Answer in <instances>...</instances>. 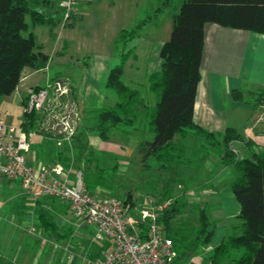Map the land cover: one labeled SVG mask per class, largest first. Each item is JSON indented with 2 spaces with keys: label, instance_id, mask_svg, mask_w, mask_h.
Instances as JSON below:
<instances>
[{
  "label": "trees",
  "instance_id": "obj_1",
  "mask_svg": "<svg viewBox=\"0 0 264 264\" xmlns=\"http://www.w3.org/2000/svg\"><path fill=\"white\" fill-rule=\"evenodd\" d=\"M36 3V0H0V96L14 92L25 67L42 69L49 62V54L44 52L30 25L56 26L63 20V11L61 18L57 13H46ZM207 22L264 33V0H183L179 10L172 16L170 35L160 49L161 67L148 78L149 88L156 96V102L151 106L145 103L137 89L131 88L122 78L126 59L131 52L130 49H124L125 45L137 35L143 21L134 28L121 30L116 39L122 46L121 60L110 70L106 83L118 98L113 105L91 110L87 123L78 129L73 138L81 154L87 147V142L83 140L86 132H95L102 140H108L116 134L129 138L131 128L136 129V122L142 116L147 120V129L152 135L151 138L141 139L138 145L143 165H151L148 160L154 157L157 167L181 170V166L199 164L211 149L216 148L221 163L235 169L236 175L231 186L240 203V212L231 221L221 242L208 249L203 259H208L212 264H264V146L248 156L240 152V157L231 149L230 143L234 139L243 140V133L233 127L223 132L210 131L194 120ZM57 78L53 77L51 82ZM254 103H264V87L255 93ZM23 114L20 124L25 131L44 132V129L39 128L45 116L42 110L24 111ZM191 134L202 139V146L195 150L193 157H188L185 155L184 141ZM71 143L70 140L65 141L66 148L62 147L58 151V160L70 158ZM48 150L54 152L53 147L48 146ZM86 174L85 182L91 190L100 178L98 174ZM166 191L171 203L163 211L160 221L166 234L174 241L176 262H189L192 254L204 252L209 247L215 221L209 206L205 204L198 207V224L191 238L185 236L182 229L174 230L173 219L186 205L185 196L182 193L173 196L170 187ZM24 202L22 207L16 202L13 204L16 213L27 212L29 205L26 206ZM39 202L36 201L34 208L37 217L45 230L56 232L59 227L54 213L50 207L38 205ZM103 247L91 243L87 247L88 257L94 259L100 256Z\"/></svg>",
  "mask_w": 264,
  "mask_h": 264
},
{
  "label": "crops",
  "instance_id": "obj_2",
  "mask_svg": "<svg viewBox=\"0 0 264 264\" xmlns=\"http://www.w3.org/2000/svg\"><path fill=\"white\" fill-rule=\"evenodd\" d=\"M60 1L36 0V5L46 13H57L61 16ZM142 6L145 4L139 3L138 0H91L78 5L77 13L71 24H63V20L56 26L31 24L30 30L35 33L38 42L41 43L44 52L49 54L50 59L46 67L42 69L25 67L19 85L13 93L6 95L7 98H11L13 102L21 101L22 103L23 97L31 87L44 86L53 77H65L69 84V91L61 96V99L62 101L67 100L71 105L76 106L77 110L79 109L78 112H81L78 131L82 125L87 123L91 110L104 105H113L116 102L117 94L109 95L106 91L108 74L121 60L122 46L116 42V39L121 30L134 28L140 21H143L137 35L125 45L124 49H130L131 52L126 59L122 78L127 85L141 93L146 104L154 105L156 96L149 88L148 78L153 71L161 67L160 49L170 35L172 17L170 24L168 23L164 27L167 34H163L162 27L158 29V33H143L142 31L152 18L141 20ZM154 14L157 16L158 12L155 11ZM52 71H55L56 74H52ZM263 87L264 33L207 22L204 27L201 80L194 107L195 122L207 130L215 132H223L228 127H233L244 135L246 124L256 107L255 93ZM52 114L54 113L52 112ZM141 121L143 124L147 122L144 119ZM141 121L138 120V124ZM137 122L133 133H137L138 130L140 134L137 136L132 133L127 139L139 140V145L141 139L151 138L152 135L148 129H146V133L142 134V131L138 129ZM59 125L62 124L60 122L57 125L54 124L49 130L46 126L43 133L40 131L33 133L39 135L42 140L46 136L56 139L62 148L65 137L60 135L62 132ZM258 129L263 130L264 124L258 125ZM93 133L86 132L83 135L88 150V152L85 151L82 158L83 163L87 159L91 160L88 153L95 141ZM111 137L126 139L119 135ZM111 137L108 140L97 137V140L98 142L100 140L99 145L103 151L117 154V144L110 141ZM41 143L43 141L37 143L32 140L28 158L31 161L59 162L57 154L53 160H47L40 154L41 152L35 149ZM235 145L243 156L250 155L256 149L252 139L237 140ZM187 149L191 148L187 145ZM46 151L49 155L54 153L48 150V147H46L45 153ZM214 165L217 166L215 169ZM195 166L197 165L186 166L182 169V172L187 176L186 186L179 194L182 193L187 197H206L200 201L203 202V205L209 206L212 219H218V222H215V231L209 245L212 249L221 242L230 226L231 222L228 218L235 217L240 212V203L235 200L236 197L230 184L233 180L231 178L233 167L221 163L218 151L214 155L208 154L198 164V168ZM228 177L231 181L225 183L224 180ZM222 184L226 186L222 187ZM24 201H26V206L29 205L27 206L29 212L35 211L36 202L25 196V193L15 183L7 181L0 174V264H20L21 262L19 254L15 251L10 253L9 237L11 235L14 237L17 233L19 236H23L25 228L34 226L33 216H30L29 213L16 217L13 204L16 202L22 207ZM62 203V205L61 203L55 204V207L56 211L65 216V212L69 208L65 202ZM228 203L232 209L229 213L227 209L221 207V204L227 205ZM210 204H215V208ZM64 218L66 220L68 217ZM10 224L13 225L12 231H10ZM82 226L79 228L83 230L82 235L89 238V234L85 232L87 225L83 224Z\"/></svg>",
  "mask_w": 264,
  "mask_h": 264
},
{
  "label": "rangeland",
  "instance_id": "obj_3",
  "mask_svg": "<svg viewBox=\"0 0 264 264\" xmlns=\"http://www.w3.org/2000/svg\"><path fill=\"white\" fill-rule=\"evenodd\" d=\"M138 1L139 3L145 4V6L141 7L143 8V11L141 10L143 12L141 20L144 18H152L149 20L151 22L147 23L146 28L142 32L147 34H154L155 32L158 33V29L162 27L163 34H167V31L164 30V27L168 23L170 24L172 14L179 10L180 4L183 0ZM155 11L158 12L157 16H154ZM52 74H56V72L52 71ZM57 79H64L67 81V78L65 77H59ZM106 91L109 95L111 93L116 94V92L110 88H107ZM61 96L64 95L51 94L50 98L46 101L44 107L45 109L43 108L44 111L42 109V113L45 116L43 125L41 124L39 126L40 129L46 130L47 126V129L49 130V128L54 124L57 125L58 122H62V120L65 116H67L68 113H74L73 115L76 117V121L80 120L81 112H78L79 109L77 110L75 108L76 106L71 105L69 102H67V100L63 99L64 101H62ZM25 97L26 94L22 99L23 101H25ZM262 104L263 103L257 104L256 107H259L260 110L264 111V105ZM52 112L54 114H52ZM23 113L24 109L23 103H21V101L13 102L11 98H7L6 95L0 96L1 117L6 119L10 123L19 124L24 117ZM142 119L146 120L145 117L142 118V116H140L139 121H141ZM146 123L147 122L143 124V121H141L140 124H138L137 122L138 129L142 131V134L146 133ZM134 129L135 128H131L132 133ZM136 132L137 133L134 132L133 135L138 136L140 133L138 130ZM60 135H64L63 138L65 137V140H63L62 143L63 148H66L65 141L69 140L72 141V143L70 144L72 146H70L71 149L69 151V154H71L70 158H65V161H62L60 159L61 161L59 162L66 167H69L71 170H81L85 176L87 175L86 172H89L90 175L94 176L98 174L100 181L97 185L93 186L91 190L96 191L101 195H112L119 198L125 204H128L132 211H138L149 204H163L167 200L169 201L168 197L166 196V190L168 187L173 190V196H178L181 190L186 186L185 180L187 176L182 172V169L186 166H181V170H178L176 168L162 169L160 168L161 166H156L157 161L154 157H151L148 160L151 165H143V162L141 160L142 156L139 154L137 149L139 140H134L132 138L123 139L111 137L110 141L117 144L116 147L118 152L117 154L110 155L108 154V152H105L100 148V140L99 142L97 140L100 137L97 136V134L94 132L92 135H95V141L92 145V148L89 149L90 155L88 156L91 160L87 159L83 163L82 158L85 151L88 152V150L85 148L83 149V152L79 154V151L77 150L78 145L76 144V141L74 142L75 138H73V135L71 136L67 132H62L60 133ZM116 135L121 136L120 134ZM192 135L193 136L186 137L184 141L186 144V148L187 145L191 148L185 151V155H189L188 157H193L195 150L202 146V139L195 134ZM32 140L33 142L37 143L43 141V143L38 144L35 149L41 152L40 154H42L47 160H53L55 158V155L61 149V146L58 145L57 140L51 138L50 136H46L45 139L42 140L39 135H34L33 133ZM192 144L194 145L192 146ZM48 146L53 147L54 149V153H51V155L47 154V151L45 153L46 147ZM255 147L256 149H258L259 146L255 144ZM109 151L112 152V150ZM64 152L66 151L64 150ZM210 153L211 155H214L215 153H217V149H211L209 154ZM201 157L200 160L202 159ZM81 167L86 169V171ZM195 167L198 168V164ZM216 167L217 166L214 165V169ZM232 169L233 170L231 178H234L236 172L234 168ZM213 170L211 171L212 173ZM174 180H176V182H174ZM230 181V177L224 180L225 183H228ZM16 185L19 187L18 184ZM225 186L226 185L222 184V187ZM204 198L206 197H184L186 205L182 208V211L178 213L173 219L172 226L174 230L182 229L185 236L191 238L193 229L198 224V207L203 205V202H201L200 199L204 200ZM235 200L237 201V203H239L237 199ZM62 202L63 201L57 198L48 197L42 199L41 202L37 203L38 205L46 206V208L50 207L49 209H51L54 213V218L59 227L56 232H48L47 230H45L41 220H39L35 211L29 212V210H27V212L24 214L16 213V217L18 215L24 216L25 214L29 213L30 216H33L32 219L34 221V226L25 228L23 236H19V233H17L14 237L12 235L9 237V242L11 244L10 253L15 251L17 254H19L18 256L21 261L20 264L85 263L88 258L87 247L91 243V229L89 226H86L87 228H85V232L89 234V238H87L85 235H82L83 230L79 229L80 227L77 226L76 219H74L75 217L69 210L65 212V216L68 217L65 220V216L63 215V213H59L58 211H56L55 207V204L61 203L62 205ZM211 207L215 208V204H212ZM221 207L227 209L228 213L230 212V210H232L229 206V203L227 205L221 204ZM72 216L73 218H71ZM231 218L234 217L232 216ZM231 218H228L230 222L233 220ZM214 221L217 223L218 219L214 218ZM9 227L11 229L10 231H12L13 225L10 224ZM208 249H210V246L206 248L204 252L192 254L188 259V263L212 264L208 259H203V257H205V255L207 254Z\"/></svg>",
  "mask_w": 264,
  "mask_h": 264
},
{
  "label": "built area",
  "instance_id": "obj_4",
  "mask_svg": "<svg viewBox=\"0 0 264 264\" xmlns=\"http://www.w3.org/2000/svg\"><path fill=\"white\" fill-rule=\"evenodd\" d=\"M90 1L61 0L63 24L74 17L80 3ZM68 91L69 84L64 79L30 88L23 109L42 110L51 94L65 95ZM73 114L65 116L60 122V131L71 136L78 122ZM260 124H264V111L255 107L246 125L244 139H252L256 145L263 147L264 129H258ZM32 134L25 131L20 123H10L0 117V174L18 184L23 193L35 202L47 197L65 202L77 226L85 224L90 227V242L104 247L100 256L94 259L88 257L84 264H189L176 262L174 241L166 234L160 221L170 200L132 211L128 204L115 196L91 191L81 170L72 171L60 162L31 161L28 152ZM236 141L232 140L230 147L240 156Z\"/></svg>",
  "mask_w": 264,
  "mask_h": 264
}]
</instances>
